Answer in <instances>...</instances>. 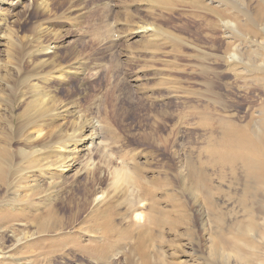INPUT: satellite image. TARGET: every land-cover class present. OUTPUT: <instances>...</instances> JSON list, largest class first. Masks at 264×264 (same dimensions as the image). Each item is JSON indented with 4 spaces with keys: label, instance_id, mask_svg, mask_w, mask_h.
Segmentation results:
<instances>
[{
    "label": "rangeland",
    "instance_id": "rangeland-1",
    "mask_svg": "<svg viewBox=\"0 0 264 264\" xmlns=\"http://www.w3.org/2000/svg\"><path fill=\"white\" fill-rule=\"evenodd\" d=\"M7 3L0 264H264V196L247 231L243 176L205 170L215 210L189 180L225 128H263L264 0ZM75 130L98 138L58 172Z\"/></svg>",
    "mask_w": 264,
    "mask_h": 264
},
{
    "label": "bare ground",
    "instance_id": "bare-ground-1",
    "mask_svg": "<svg viewBox=\"0 0 264 264\" xmlns=\"http://www.w3.org/2000/svg\"><path fill=\"white\" fill-rule=\"evenodd\" d=\"M27 0H8V6L12 10L17 9L19 6L23 5V3ZM154 29V28H153ZM150 27H141L139 32H151L153 30ZM3 30V31H2ZM153 33V32H151ZM158 35V34H157ZM155 36V35H154ZM0 46L5 49V52H10L12 47H14V40L12 34L9 32L7 27L3 22L0 21ZM47 64V60L43 61V63ZM49 65V64H48ZM47 65V66H48ZM3 67V65H1ZM4 67H7L5 64ZM60 67L52 66L53 75L56 74L60 80L63 79V74ZM81 64H77L72 68L71 74L76 75L81 73ZM64 73V70H63ZM264 73V71L262 72ZM46 80L45 77H43ZM255 80H259V77L254 78ZM62 114L68 113V111L64 108H61ZM263 128L259 131L256 130L252 125H248L242 128H234L229 127L223 130V138L218 143L217 147L211 149L209 154L211 156V160L205 164L201 165L203 167L200 168H192L189 174V180L191 182V187H194L196 192H199L202 196V201L206 205H209L210 210H215L216 208L213 197V188L210 184V176L205 171L207 168L216 169L219 172L223 173L224 169H228L229 172L234 177V182L236 184H241V177L243 176V196L240 202L244 205L245 210L248 216L251 218L252 223L248 225V229L252 230L253 228H257L255 224L256 218L261 214L260 211H257L253 208L255 205V201L259 202L260 193L264 196V120L261 125ZM70 147L73 148L69 150V155L64 158L58 159L57 162H49L48 165L54 166V168L58 172H72L73 168L78 165L76 154L79 155V147H82L84 150H88L86 146L89 142H94L98 135L96 133L91 132L88 137L83 136L81 132H77L76 130L69 134L68 136ZM91 146V145H89ZM88 146V147H89ZM241 169L242 175L239 174V170ZM78 174L76 171L71 176H75ZM261 197V196H260ZM253 201V205L251 203ZM213 214L215 212L213 211ZM139 215H141L139 213ZM264 215V214H263ZM141 217V216H139ZM264 218V217H263ZM150 223L161 227V222L155 218H150ZM168 225V223L166 222ZM178 224L175 221V226ZM246 234V233H245ZM242 233V235H245ZM218 247V246H217ZM142 246L140 247V249ZM145 264H149L146 260Z\"/></svg>",
    "mask_w": 264,
    "mask_h": 264
}]
</instances>
